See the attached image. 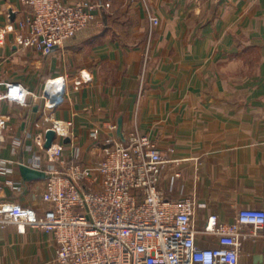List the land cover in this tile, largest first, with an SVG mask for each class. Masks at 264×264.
I'll list each match as a JSON object with an SVG mask.
<instances>
[{
	"label": "crops",
	"instance_id": "0c3cea01",
	"mask_svg": "<svg viewBox=\"0 0 264 264\" xmlns=\"http://www.w3.org/2000/svg\"><path fill=\"white\" fill-rule=\"evenodd\" d=\"M98 1L97 22L43 55L17 42L21 1L0 0V81H18L37 95L48 80L65 84L55 107L41 97L30 105L1 101L9 120L1 135L0 202L37 214L48 207L44 179L25 180L19 164L33 165L38 155L46 162L51 119L72 122L65 147L78 144L90 162L91 130L116 123L156 141L166 159L160 189L194 200L196 242L213 245L216 235L204 232L210 215L229 223L241 208L264 207V0ZM242 30L261 35L260 91L253 75L238 71L239 52L250 44L239 47L231 36ZM241 231L238 264H264V230ZM55 249L49 231L0 223V264H60Z\"/></svg>",
	"mask_w": 264,
	"mask_h": 264
},
{
	"label": "built area",
	"instance_id": "2783aa9c",
	"mask_svg": "<svg viewBox=\"0 0 264 264\" xmlns=\"http://www.w3.org/2000/svg\"><path fill=\"white\" fill-rule=\"evenodd\" d=\"M20 1L24 15L15 25L24 33L17 42L43 55L97 22L103 9L98 0ZM151 20L157 23L155 17ZM64 88L61 77L48 80L41 95L18 81H0V105L3 99L30 105L41 97L55 107ZM8 119L0 107V153ZM51 123L56 136L72 139L70 121ZM101 128L90 132L100 152L93 162L83 161L79 146L71 143L65 151L63 142L53 140L45 148L46 162L38 155L29 165L46 174L42 200L48 207L37 214L19 203L0 202V223L14 222L21 232L26 225L51 232L60 264H238L246 238L241 229L264 230V207L241 208L229 223L210 215L204 232L214 233L217 240L201 246L196 242L194 200L166 197L159 187L166 159L156 141L135 129L115 138V123L105 125L108 132L103 135Z\"/></svg>",
	"mask_w": 264,
	"mask_h": 264
},
{
	"label": "rangeland",
	"instance_id": "374dc122",
	"mask_svg": "<svg viewBox=\"0 0 264 264\" xmlns=\"http://www.w3.org/2000/svg\"><path fill=\"white\" fill-rule=\"evenodd\" d=\"M149 19H150V21H151V23H152V20H151V18H156L157 19V23L156 24H154V23H152V25L154 26V25H157L158 23H159V21H158V18L155 16V15H152V14H150L149 13ZM98 17H100V15L98 16ZM246 27H248V28H250L249 26H246ZM257 27H258V25H257ZM5 29H7L6 27H5ZM256 29V28H255ZM258 29V28H257ZM8 30V29H7ZM12 30V29H11ZM251 31V30H250ZM3 33L4 32H1V34H0V39H2V37H3ZM1 35H2V37H1ZM19 36V35H18ZM231 38H232V40L234 39V40H236V43L238 44V46L240 47V44L241 43H244V44H247V43H249L250 44V46H248V48H246V49H244V50H240L241 52H239V54H241L240 56H239V60H238V65L239 66H241V67H239V72H243L242 74H247L248 73V75L250 74V75H253L254 76V79L255 80H257V82L255 83V90L256 91H260V83H259V79H258V77H260V75H261V70H262V68H261V65H262V50H261V35H254V34H252V36H249V35H246L245 34V32L242 30V31H239L238 32V34H234V35H232L231 36ZM226 40L227 39H225L224 37H223V39H222V42H226ZM148 41V40H147ZM240 49V48H239ZM41 53V52H40ZM244 72H246V73H244ZM3 100H6V99H3ZM9 120V119H8ZM60 120V119H59ZM71 122V121H70ZM72 123V122H71ZM116 124V123H115ZM105 125L107 126L108 124H100V126L99 127H104V128H101L103 131V133H102V135L103 134H105L106 132H108L107 131V128L105 129ZM117 125V127H118V125L119 124H116ZM7 126V125H6ZM71 126V125H70ZM5 129V128H4ZM131 130H134V129H130V130H127L126 132H124V130L122 129V127H121V131H122V134H123V132L124 133H127L128 131H131ZM135 130H137V129H135ZM138 131V130H137ZM73 132V131H72ZM139 132V131H138ZM139 133H141V132H139ZM73 134H74V132H73ZM111 134V133H110ZM141 134H144V133H141ZM112 136L113 137H119V138H122V136H120L119 134H118V132H117V130H116V133H113L112 134ZM69 137V136H68ZM73 137H74V135H73ZM70 138V137H69ZM57 139H60V143H64V141H63V139H61L60 137H58V136H56L55 135V138L53 139L54 141H56ZM71 140V139H70ZM70 145H71V143L69 144V147L66 149V147H64L65 148V151H68L69 149H70ZM75 146H78V144H75ZM92 146V147H91ZM90 149H93L94 150V157L92 158V160H96V159H98L99 157H100V152L96 149V147H95V143H93V141H92V143H90L89 144V146L86 148V153H87V155H90L91 156V154H90ZM88 150V151H87ZM82 152V151H81ZM82 159H83V161H85V162H90V161H86L84 158H83V156H82Z\"/></svg>",
	"mask_w": 264,
	"mask_h": 264
},
{
	"label": "water",
	"instance_id": "95a60500",
	"mask_svg": "<svg viewBox=\"0 0 264 264\" xmlns=\"http://www.w3.org/2000/svg\"><path fill=\"white\" fill-rule=\"evenodd\" d=\"M36 109V106L33 107ZM117 132L120 136H122V131H121V125H118ZM55 138V130L53 128H48L45 132V147H49ZM64 142H69L70 138L67 136L63 139ZM19 170L22 175V177L25 180H33V179H44L46 178V174L44 171L33 168L29 165L20 163L19 164Z\"/></svg>",
	"mask_w": 264,
	"mask_h": 264
}]
</instances>
